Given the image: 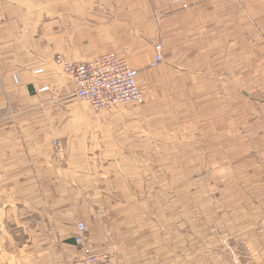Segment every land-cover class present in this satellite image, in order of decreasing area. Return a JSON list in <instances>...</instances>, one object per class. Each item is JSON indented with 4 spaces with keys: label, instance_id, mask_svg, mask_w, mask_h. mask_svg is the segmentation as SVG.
<instances>
[{
    "label": "crops",
    "instance_id": "obj_1",
    "mask_svg": "<svg viewBox=\"0 0 264 264\" xmlns=\"http://www.w3.org/2000/svg\"><path fill=\"white\" fill-rule=\"evenodd\" d=\"M260 4L0 0V264H73L79 221L87 241L110 252L114 264H264V231L252 216L241 218L252 225L242 235L249 242L235 243L239 260L226 263L220 256L229 251L219 240L210 248V236L196 233L200 243L179 246L176 231L147 230L139 212L146 177L160 189L161 160L170 161L172 175L171 161L195 158L194 149L178 148V106H187L191 125L204 127L211 124L205 113L238 111L227 97L258 100L252 87L264 78ZM159 42L165 61L151 69ZM108 51L139 71L148 91L143 108L96 112L57 59L85 62ZM165 96L174 109L159 104ZM218 143L225 148L226 139Z\"/></svg>",
    "mask_w": 264,
    "mask_h": 264
},
{
    "label": "rangeland",
    "instance_id": "obj_2",
    "mask_svg": "<svg viewBox=\"0 0 264 264\" xmlns=\"http://www.w3.org/2000/svg\"><path fill=\"white\" fill-rule=\"evenodd\" d=\"M260 5L264 8V0L263 5ZM260 25L261 22L258 26V40L264 43V27ZM261 67H264L262 59L259 63V76L264 75V72L260 73ZM252 92L258 98L257 101L243 94L227 97V103H234L237 112L205 113L204 118L209 119L211 124L204 127L191 125L192 116L184 111L187 106H178V109L184 111L182 114L179 112L180 117L177 116L178 136L181 139L178 148L182 151L186 148L194 149L196 155L195 158L171 161L172 175L168 169L170 161L161 160V183L158 181L160 189L153 176L146 177V185L149 186L144 191V207L139 212L146 221L147 230L151 227L163 235L176 231L178 245L186 244L191 248L194 243L201 242V239H195L193 235L207 234L211 238L208 242L210 248L215 245L213 243H217L215 240H219L218 247L222 246L224 252L229 251L220 256L226 263L239 260V257H234L235 243L249 242V238H243L242 235L248 233L252 225L241 223V218L252 216L258 219L259 230L263 227L264 231V78L258 79ZM159 98V104L165 105V109L173 107L174 103L169 101V96ZM143 105L135 107L143 108ZM170 116L168 114V118ZM231 116L230 126L228 123ZM233 117L238 126L235 129ZM221 119L227 123V127L216 124ZM245 122L251 123V127ZM202 123H205L204 120ZM239 125L242 128L239 129ZM251 129L253 137L250 136ZM235 135L238 138L241 136L242 143H234ZM193 137L197 139L193 140ZM222 138L226 139L225 148L218 143ZM198 139L201 142L188 143ZM173 166L176 168L173 169ZM189 237L193 239L188 240Z\"/></svg>",
    "mask_w": 264,
    "mask_h": 264
},
{
    "label": "built area",
    "instance_id": "obj_3",
    "mask_svg": "<svg viewBox=\"0 0 264 264\" xmlns=\"http://www.w3.org/2000/svg\"><path fill=\"white\" fill-rule=\"evenodd\" d=\"M183 7L187 8L188 4L184 2ZM57 59L64 72L74 80L76 95L96 112H111L121 105L146 103L148 91L139 83V71L115 51L101 53L85 62ZM164 61V48L159 42L155 45L149 68L155 69ZM86 233V223L79 221L74 242L80 249V256L73 264H114L111 253L92 247Z\"/></svg>",
    "mask_w": 264,
    "mask_h": 264
}]
</instances>
